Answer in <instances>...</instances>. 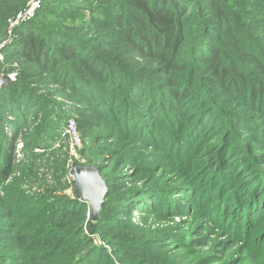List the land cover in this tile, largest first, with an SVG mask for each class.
<instances>
[{"label":"trees","instance_id":"trees-1","mask_svg":"<svg viewBox=\"0 0 264 264\" xmlns=\"http://www.w3.org/2000/svg\"><path fill=\"white\" fill-rule=\"evenodd\" d=\"M25 2L0 0V54L6 62H20L18 81L0 89V117L4 107L11 110V98L15 100L16 110L11 114H16L18 121L30 102H35L45 114V122L31 137V142L34 141L31 146L44 147L43 139L55 137L48 135L47 130L51 125H64L68 119L61 105L33 92L27 83L29 72L40 68L47 72L48 80L70 92L67 98L80 105L72 107V111L77 131L83 139L90 140L80 150L88 159L85 164H96L87 154L97 153V149L119 152L124 163L130 160L122 151L126 146L123 143L118 151L96 145L98 136H93L91 129L105 120L112 127L104 125L101 131L116 137L141 135L145 141L157 143L168 151L175 146L172 150L177 151L175 164H182L187 171L197 170L195 180L183 183L181 179L188 175L176 176L180 178L183 193L198 187L194 205L202 208L199 212H206L204 225L207 226V221L218 223L228 240L231 236L235 238L233 245L221 248L225 250L223 257L236 247L241 264H257L264 258V235L260 233L264 227V164L260 166L256 156L244 153L241 141L230 128L232 120L237 118L256 127L260 116H243L231 110L230 106L236 103L227 107L223 103L230 95L228 90L238 91L245 97L233 94L234 98L254 112L259 110L264 114V0H43L34 18L16 29V36L2 46L8 20ZM48 4L61 13L66 12L64 20L71 19L70 25L63 23L60 28L57 13L47 9ZM75 22L85 27L76 32L72 30ZM215 101L223 104L220 107L228 111L229 119L223 115L217 120L211 117ZM156 122L170 131V137L161 127H156ZM216 122H220L217 127ZM19 124L28 127L26 121ZM211 128L215 131H209ZM217 129L219 145L212 150L210 158L215 166L210 168V161H202L200 154L211 151V144L207 143ZM230 135H234L233 139ZM226 142L233 145L231 149ZM235 166L233 173L227 172ZM59 168L66 176L67 169L63 165ZM97 169L102 176L108 167L97 165ZM102 177L107 192L99 213L105 209L112 212H103L106 220L99 217L95 230L104 234L118 229L113 221H117L115 216L122 207L149 211L165 195L156 191L147 198L149 191H146L128 207L129 194L109 197V182L106 175ZM35 200L26 209L16 211L19 218H24L27 210H40L36 217L40 228L33 236L50 242L43 254L48 256L53 251L56 255L60 247L78 245V241H68L69 235L78 233L87 205L65 197L54 200L53 204L46 202L49 199ZM92 230L90 227L89 231ZM241 233L244 239L238 238ZM115 236L120 237V233ZM129 237H123L126 240L116 243V249L111 251L119 250L116 261L109 258L111 253L103 255V251L98 256L97 248L84 245L75 258L61 255L65 263L58 264H151L149 259L155 256L152 251L140 255L142 243ZM140 258H145L146 263H139Z\"/></svg>","mask_w":264,"mask_h":264},{"label":"rangeland","instance_id":"rangeland-1","mask_svg":"<svg viewBox=\"0 0 264 264\" xmlns=\"http://www.w3.org/2000/svg\"><path fill=\"white\" fill-rule=\"evenodd\" d=\"M30 1L26 0L24 6L16 15L8 20L5 29L7 36L4 38L5 40H2V46L7 42L9 43L16 36V29L34 18L28 21L17 19V15L27 7ZM47 7V9H53L57 13V21L60 23V28H62L63 23L70 25L68 21L71 22V19L64 20L66 12H59L58 9H54L55 7L52 4H48ZM75 25L72 30L76 32L85 27L84 24H79L78 22H75ZM81 35L87 34L81 32ZM19 63L17 60L6 62L3 55L0 54V89L18 81ZM28 75L27 83L31 84L33 92H38V94L48 97L49 100L55 101L56 104L61 105L67 119H74L75 113H73L72 107H79L80 105L78 106V104L67 98L70 95L68 90L59 84H54V81L48 80L46 77L47 72L40 70V68L32 70ZM228 94L230 95H227L223 100L224 107L236 103L234 106H230L233 112L241 113L243 116L248 114L260 116L256 127L248 126L244 119L237 118L232 120L230 128L235 133L238 141H241L244 153H251V155L256 156V161L260 163V166H263L264 114H261L259 110L254 112L248 105L240 103L239 99L232 96L233 94H238V96L244 98L245 96L240 92L228 90ZM247 94L248 92L245 93L246 96ZM13 101H15L14 98H11V110L4 107L3 115L0 117V136H3L0 140V264L65 263L61 259V255H73L75 258L84 245L97 248L99 250V252L97 251L98 256L102 255L103 251H105L103 255H106L116 249V243L119 241L124 242L126 239L123 237L126 235H130L129 239H135L142 243L143 251L139 252L140 255L146 251H152L151 253L155 256L154 259H149L151 264L155 262L167 264L166 261L170 264H241L237 260L236 247L224 257L225 250L221 251L222 247L226 248L233 245L235 238L231 236L229 237L230 240H228L222 233L221 228L217 226L218 223L211 224V222L207 221V226L204 225L203 221H206L207 217L204 218L205 215L203 214L206 212H199L202 208L194 205L195 198L199 193L198 187L190 193H183L179 182L180 178H176V176L182 173L187 174L188 177L186 179H181L183 183L184 180H195L194 174L197 170L187 171V167L183 168L182 164H175L176 160L178 161L177 151H172L175 146L168 151L157 143L145 141L141 135L134 134L128 137L121 135L116 137L108 134L103 129L101 131L104 125H106V128L112 127V123L106 122V120L101 121L99 126H93L91 129L93 136H98L95 142L96 145L106 146L118 151L120 150L119 145L123 143L126 146L122 151L130 157V160H126L124 163L119 152H115V155L109 150L97 149V153L87 154L96 163V167L97 165H101L105 169L108 167L105 173H101V175H106L110 184H108L109 197L127 193L129 197L126 201L130 203L127 204L129 207V205L137 201L140 194L146 191H149V194L145 196L147 198H150L151 194L157 193L156 191H160L161 194L165 195L160 196L162 201L157 203V205H152L149 211L143 212L137 208L127 210L122 207L121 213L115 216L117 221H113L118 226V229L106 234L100 232L99 229L95 230V226L98 224L99 217H102L101 220H106L103 212L108 211L111 213L112 210H103L102 214L99 213L96 221H90L87 211L82 224L78 227V233L69 235L68 241H78V245L70 248L60 247L55 251L56 255L53 254V251L48 256L44 255L43 249H46L50 242L42 239L39 241L35 239L36 236H33L34 231L40 228L36 219L40 210H27L25 212L26 217L19 218L16 209L24 210L27 208L28 203L36 202L37 200L35 199L38 198L49 199V201H46L48 204H53L54 200L64 197L71 199V185L66 180L68 172L65 176L64 172L60 171L62 168H59L63 165L68 171V156L65 148L67 141L61 138L63 125L56 126L57 128L55 125H51L46 133L48 135L54 134L55 137L48 141L41 138L43 139L44 147H40V144L32 147L31 144L34 141L31 142V137L37 134V129L45 122V114L36 106L35 102H30V106L26 109L24 116L20 117L18 121L17 115L11 114L16 113ZM221 105L223 104L219 105L215 101L212 108V118L217 120L222 115L225 117L228 114L225 108L220 107ZM193 117L194 115L189 119ZM225 118L229 119L228 116ZM25 121L28 127L22 128L23 123L20 125L19 122ZM93 122L96 123L95 120ZM218 125H220V122H216V127ZM156 127H161L163 133L170 137V131L166 130L163 124L156 122ZM212 131H215V129ZM217 134L218 129L217 132L210 135L207 143L211 144V151L219 145ZM79 136L82 143L90 142L88 138L83 139L81 134ZM233 136L230 135V139H233ZM227 144L228 149H231L233 145ZM206 147L207 145L201 149L202 152L206 150ZM177 149L179 150V147ZM181 151L185 152L183 149ZM211 151H206L203 156L201 153L200 159L202 161H210V168H214L213 158H210L213 154V151L212 153ZM79 154L80 157H83V153ZM239 156H242V153H239ZM230 158L231 156L227 158L228 162ZM4 159L6 162L3 164ZM83 159L85 162L82 166L88 165L85 164L87 157L84 156ZM116 160L118 162L115 165ZM238 166L241 165L238 164ZM236 168L237 166L231 167L227 172L233 173ZM157 188L159 189L155 190ZM46 194H48L47 197H45ZM201 198L206 199L202 195ZM85 204L88 208V204ZM41 207H43L42 204ZM42 211L44 210L42 209ZM107 220L110 221L109 219ZM90 227L93 228L92 231H89ZM115 233H120V237L116 238ZM260 233L261 236L264 235V227L260 228ZM23 235H26V237L22 238ZM238 238L244 239L243 234L241 233ZM237 244L239 245V243ZM251 246L252 249L256 248L255 243ZM62 249L64 250L62 251ZM35 250L38 252L33 253L32 251ZM118 252L119 250L112 252L109 258L118 260L120 257L117 256L119 255ZM145 258H140L139 263H146L147 260ZM243 264H248V262ZM257 264H264V258H260Z\"/></svg>","mask_w":264,"mask_h":264},{"label":"water","instance_id":"water-1","mask_svg":"<svg viewBox=\"0 0 264 264\" xmlns=\"http://www.w3.org/2000/svg\"><path fill=\"white\" fill-rule=\"evenodd\" d=\"M69 175L73 179L75 197L82 203L88 204L89 219L96 221L107 192L104 178L100 176L97 167L93 164L81 166L73 163Z\"/></svg>","mask_w":264,"mask_h":264},{"label":"built area","instance_id":"built-area-1","mask_svg":"<svg viewBox=\"0 0 264 264\" xmlns=\"http://www.w3.org/2000/svg\"><path fill=\"white\" fill-rule=\"evenodd\" d=\"M41 2L42 0H31L28 3L27 7L17 15V19L21 21H28L32 19L35 16L36 12L39 10ZM61 138H64L67 141L65 143L66 155L68 156V175L66 177V180L71 185V194L69 191L68 192L71 199H77L74 195L73 179L69 175V171L73 163H77L82 166L85 161L83 157H80L79 154L84 143H82L81 138L77 132L76 123L73 118L68 119L67 122L63 125Z\"/></svg>","mask_w":264,"mask_h":264}]
</instances>
